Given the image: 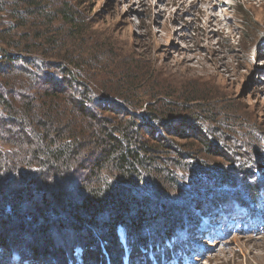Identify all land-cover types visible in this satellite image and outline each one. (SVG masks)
<instances>
[{"label":"trees","instance_id":"trees-1","mask_svg":"<svg viewBox=\"0 0 264 264\" xmlns=\"http://www.w3.org/2000/svg\"><path fill=\"white\" fill-rule=\"evenodd\" d=\"M47 8L44 0H0V259L5 264L11 262L10 255L13 260L17 257L18 264H126L129 257V264H154L149 246L158 232L172 237L183 221L168 220L164 211L161 218L168 222L164 227L151 204L142 205L140 199L131 196L132 188L142 193L137 188L143 186L140 183L151 191L157 182L145 177L139 166L148 171L153 163L169 159L178 171L195 169L200 164L194 167L191 163L202 153L199 147L213 157L230 160L227 152L232 154L228 148L232 146L225 144L223 148L211 141L225 121L218 120L219 115L212 114L214 110L189 107V101L157 102L160 94L149 91L145 95L130 80L129 72L107 73L106 67H116L117 54L100 51L91 58L81 56L79 51H83L81 45L87 38L84 30L75 26L78 19L72 9L65 6L55 16ZM60 22L72 31L56 27ZM80 38V44L70 45L69 40ZM98 70H104L98 76L105 77L90 75ZM152 101L156 102L139 113ZM210 114L206 118L212 126L201 125L200 117ZM169 133L197 141L200 146L185 150L166 140L164 135ZM229 135L222 136L227 144L232 139ZM245 169L236 168L239 179H235L247 194L248 200L239 203L244 206L228 204L231 194H223V200L213 205L224 204L227 210L223 213L259 208V216L264 219L257 195L260 181L253 170ZM109 170L117 173L115 181L105 178ZM173 170L168 173L173 175ZM212 206L200 205L193 214L202 211L211 219L212 213L217 214ZM135 210L131 219L129 214ZM57 214L66 220L62 228L68 229V222L71 226L78 224L72 228L81 230L78 258L74 254L68 260L60 256L55 259L51 254L54 244L48 231ZM29 223L35 231L44 228L29 231L32 241L37 240L34 236H47L35 246H29L22 235L5 231L8 225L24 229ZM119 229L126 233L127 246ZM194 231L188 228L185 238ZM185 253L187 246L167 256H173L176 264H185V255L180 256ZM155 263L161 264L160 259Z\"/></svg>","mask_w":264,"mask_h":264},{"label":"rangeland","instance_id":"rangeland-1","mask_svg":"<svg viewBox=\"0 0 264 264\" xmlns=\"http://www.w3.org/2000/svg\"><path fill=\"white\" fill-rule=\"evenodd\" d=\"M44 4H49L47 9L55 16L65 6L72 9L78 19L75 26L84 30L87 38L81 45V56L91 58L100 51L117 54L116 67H106L107 73L125 75L129 72L130 80L136 82L140 88L136 87L145 95L149 91L160 94L157 102L182 104L189 101V107L214 110L212 114L225 121L211 141L223 148L230 144L232 154L227 152L230 160L213 157L199 147L202 153L191 163L194 167L200 164L195 169L178 171L169 159L153 163L148 171L139 166L145 177L157 182L151 191L139 182L143 186L137 188H141L142 193L132 188L131 196L140 199L142 205L151 204L164 227L168 223L161 218L164 211L169 215L168 220L183 221L172 237L158 232L156 241L149 246L154 264L156 258L161 264H176L168 253L186 246L187 253L180 254L185 255V264H257L264 258V219L259 216V208L252 212L237 209L223 213L227 210L224 204L220 207L213 204L223 200V194H231L228 204L240 205L242 200H248L240 180H235L239 179L236 168L244 167L245 171L253 170L260 181L257 195L264 208V0H44ZM56 27L72 31L63 22ZM69 41L72 46L80 44L81 38ZM107 62L106 59L104 64ZM101 71L105 73L98 70L90 75L98 79L105 77L98 76ZM109 97L104 96L105 100H111ZM156 101L145 103L139 113ZM212 114L201 116L200 124L212 126L207 119ZM228 133L232 139L227 144L222 136ZM168 135H164L166 140L182 145L185 150L200 146L197 141L178 138L176 133ZM169 169H174L173 175L168 173ZM116 174L109 170L105 178L115 181ZM200 205H213L217 214L212 213L211 219L203 216L202 211L193 214ZM131 213V219L135 218L137 211ZM61 218L57 214L51 219L48 231L54 244L51 254L55 259L60 256L68 260L74 258V254L78 258L81 251L76 248L83 242L77 238L81 230L72 228L78 224L71 226L68 222V229L62 228L66 220ZM187 226L195 231L186 239ZM34 228L31 223L24 229L11 224L5 231L8 235H22L32 247L47 237L34 236L37 240L32 241L30 232L44 231L43 227L39 231ZM119 234L127 246L123 229H119ZM249 238L253 241L247 242ZM9 258L8 264H18L17 257L13 260L10 255ZM128 260L126 257V264ZM0 264L5 263L0 259Z\"/></svg>","mask_w":264,"mask_h":264},{"label":"bare ground","instance_id":"bare-ground-1","mask_svg":"<svg viewBox=\"0 0 264 264\" xmlns=\"http://www.w3.org/2000/svg\"><path fill=\"white\" fill-rule=\"evenodd\" d=\"M251 241H253L252 238H249L247 240V242H251ZM245 244H247V243H245ZM257 264H264V258H261L260 260H258Z\"/></svg>","mask_w":264,"mask_h":264}]
</instances>
